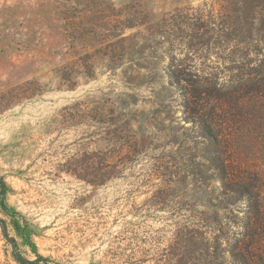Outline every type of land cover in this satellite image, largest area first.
Wrapping results in <instances>:
<instances>
[{"label": "rangeland", "instance_id": "374dc122", "mask_svg": "<svg viewBox=\"0 0 264 264\" xmlns=\"http://www.w3.org/2000/svg\"><path fill=\"white\" fill-rule=\"evenodd\" d=\"M65 1L0 0V93L32 79L45 89L38 97L0 106L6 202L35 232L32 244L17 239L23 255L33 261L36 249L50 264H155L177 223L217 217L221 233L237 247L230 252L243 253V242L250 241L252 255L264 256V65L249 63L254 56L246 58V45L226 46L210 32L214 26L207 21L212 11L219 12V0L110 1L133 19L147 15L149 25L125 32L138 34L143 46V55L132 58L136 63L171 65L181 80L216 79L220 93L248 87L239 92V109L217 103L204 109L205 115H217L220 155L197 132L194 122L202 116L196 106L183 103L186 82L177 85L167 77L165 87L132 89L123 80L134 73L128 62L115 72L98 67L94 79L81 76L74 90H57L53 71L75 58L60 15L59 3ZM260 11L254 37L264 50ZM105 94L114 100L135 96L136 105L115 104V113L133 121L147 148L121 178L95 188L63 169L81 151L98 148L91 138L98 125L62 122L60 115L77 100H88L83 109L90 113L92 100ZM218 156L221 161L214 162ZM12 252L0 231V264H17ZM145 256L149 261L142 263Z\"/></svg>", "mask_w": 264, "mask_h": 264}, {"label": "trees", "instance_id": "16d2710c", "mask_svg": "<svg viewBox=\"0 0 264 264\" xmlns=\"http://www.w3.org/2000/svg\"><path fill=\"white\" fill-rule=\"evenodd\" d=\"M219 4V12L215 14L212 11L210 20L207 21L209 26H214L210 32L217 34V39L226 43V46L231 43H235L236 47L246 45L248 47L246 58H249L250 54L254 56V61L250 60L249 63L260 62L263 66L264 50L255 40L254 33L258 15L262 12L260 10L264 11V0H219ZM59 5L67 39L75 58L53 71L52 78L59 80L57 90H74L81 76L86 80L94 79L98 67L115 72L128 62L133 66L134 73L125 74L123 80L132 89L142 84L151 87L162 85L167 77L171 83L176 82L177 85H181V81L186 82L189 88L184 91L182 86L180 89L183 103L185 106L190 104L196 106L195 112L202 116L194 122L197 132L205 142L209 141L210 145L217 147L214 154L220 155L218 147L221 134L215 123L218 122L217 115L215 111L205 115L204 109L210 103H217L222 109L223 107L239 109L241 106L239 92L247 93L248 87L241 89L239 86H233L232 92L220 93L216 79L207 77L199 81L181 80L171 65L161 68L157 63H136L132 58L138 54L143 55V46L139 42L138 34L126 36L125 32L127 29L149 25L147 15L144 19H133L123 12L124 9H116L110 0H69ZM212 38L214 37L207 42L214 40ZM89 46L97 50L93 54H83L81 51ZM39 83L38 80L32 79L0 93V106H14L26 99L42 95L45 89H39ZM162 86L165 87L164 84ZM86 101L88 100H77L65 107L64 113L67 114L60 115L61 121L77 125L97 124L98 130L92 132L91 138L98 148L93 152L81 151L65 165L63 171L98 188L121 178L128 166L139 161L140 153L147 148V138L134 128L131 119L117 116L115 113V104L122 106L137 104L133 94L116 96L115 100L108 94L99 99L94 98L92 103H95V106L90 113L84 112V106L88 105ZM232 116V120L237 122L238 115ZM217 158L221 161V157L218 156L214 162ZM214 171L219 172V167L217 166ZM8 188L5 180L0 179V215L3 216H0V231L6 243L12 246L13 260L17 264H50L49 260L36 249H33L36 255L33 261L21 252L17 239L32 244L31 239L35 232L28 219L7 204L5 197L9 192ZM221 226L222 223L217 217H199L197 221L177 223L172 238L159 250L154 259L155 264H257L256 262L264 264V256L252 255L255 244L250 241L243 242V253L230 252L229 249L236 245H232L233 239L221 233ZM11 231L15 236H11ZM235 241L237 244L239 240ZM148 261L147 256L142 259V263Z\"/></svg>", "mask_w": 264, "mask_h": 264}]
</instances>
